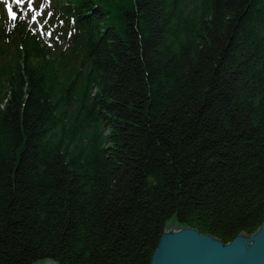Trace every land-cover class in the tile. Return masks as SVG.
Instances as JSON below:
<instances>
[{
  "label": "trees",
  "instance_id": "trees-1",
  "mask_svg": "<svg viewBox=\"0 0 264 264\" xmlns=\"http://www.w3.org/2000/svg\"><path fill=\"white\" fill-rule=\"evenodd\" d=\"M0 16V264H149L163 218L264 217V0H51Z\"/></svg>",
  "mask_w": 264,
  "mask_h": 264
},
{
  "label": "water",
  "instance_id": "water-1",
  "mask_svg": "<svg viewBox=\"0 0 264 264\" xmlns=\"http://www.w3.org/2000/svg\"><path fill=\"white\" fill-rule=\"evenodd\" d=\"M172 213L163 218L161 234L149 264H264V217L252 233H238L231 241L178 224ZM30 264H59L40 259Z\"/></svg>",
  "mask_w": 264,
  "mask_h": 264
},
{
  "label": "rangeland",
  "instance_id": "rangeland-1",
  "mask_svg": "<svg viewBox=\"0 0 264 264\" xmlns=\"http://www.w3.org/2000/svg\"><path fill=\"white\" fill-rule=\"evenodd\" d=\"M51 0H0V16L11 6L21 9L33 29L43 30L46 26L47 6Z\"/></svg>",
  "mask_w": 264,
  "mask_h": 264
}]
</instances>
